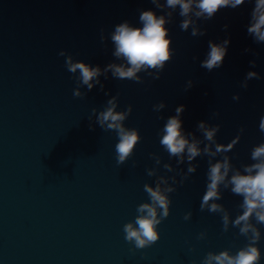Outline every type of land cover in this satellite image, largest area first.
I'll return each mask as SVG.
<instances>
[{
    "label": "water",
    "instance_id": "95a60500",
    "mask_svg": "<svg viewBox=\"0 0 264 264\" xmlns=\"http://www.w3.org/2000/svg\"><path fill=\"white\" fill-rule=\"evenodd\" d=\"M253 8L254 0L201 18L196 26L203 36L181 29L177 8L167 25L172 59L161 73L142 70L137 82L102 71L103 90L93 81L91 91L80 86L83 97H75L78 73L67 70L60 52L102 70L122 63L113 55L115 26L127 20L139 27L143 10H168L151 0H0V264H202L208 252L235 254L247 244L238 228L223 230L220 213L201 211L209 157L192 161L198 167L189 174L187 160L177 164L159 141L168 117L185 105L180 118L190 140L203 148L208 142L199 123L219 126L217 142L239 141L228 153L235 168L256 162L251 152L264 143V42L247 32ZM224 40L230 44L222 67H201L209 42ZM248 73L256 75L246 79ZM113 97L117 111L132 106L124 123L141 135L122 165L117 133L101 128L92 113L98 115ZM161 102L165 107L155 111ZM157 176L175 189L171 212L158 226L160 240L135 249L123 228L136 218L138 205L149 202L144 185L155 186ZM222 191L218 203L234 220L243 197ZM258 227L264 254V224ZM202 232L206 236L199 239Z\"/></svg>",
    "mask_w": 264,
    "mask_h": 264
},
{
    "label": "clouds",
    "instance_id": "9594fccd",
    "mask_svg": "<svg viewBox=\"0 0 264 264\" xmlns=\"http://www.w3.org/2000/svg\"><path fill=\"white\" fill-rule=\"evenodd\" d=\"M158 9H167L164 15H158L154 10H143L139 15L142 26H134L130 21L125 20L115 26L110 34L114 45L113 55L123 61L122 63H110L103 70L100 66H93L84 61H78L73 55L60 52L61 56H66L65 65L69 72L77 74L78 87L74 90L75 97H83L79 88L87 86L89 91L100 84L99 77L111 71L113 77L117 79H129L141 82L142 79L137 74L142 70L149 72L155 70L161 73L166 63L172 59L173 49L167 27L173 14L179 8V15L184 19L180 27L187 31L191 27V35H205L196 22L201 18L211 20L222 8H237L252 0H151ZM227 27V25L225 26ZM103 31V30H102ZM247 32L257 43L264 42V0H254V8L251 13V21L247 26ZM102 40L104 36L102 35ZM230 40L222 43L210 41L206 58L202 61L201 67L208 71L222 67L228 52ZM255 66V62H252ZM149 75L151 73L149 72ZM256 74L248 73L246 79H252ZM159 79V75L155 77ZM165 107L161 102L154 106L155 111H160ZM185 105L175 109V115L168 117L164 127L160 131V144L170 157L178 158L177 164H183L185 159L189 163L188 173L197 171L198 165L192 163L197 157L206 155L209 157V168L207 172L208 183L206 192L202 197L201 211L208 210L212 213H220L222 216L223 230L227 232L230 227L239 229V235L247 238V244L240 248L235 254L231 249L216 252H208L202 264H260L262 251L259 242L262 239V232L258 225L264 224V143L255 146L251 152V159L256 161L243 166V171L235 168L232 158L228 155L239 141L233 139L231 143L223 144L214 138L219 131V126L215 128L206 127L201 121L198 129L203 135V141H207L203 148L196 140H190L183 129V121L180 118L185 111ZM116 97L108 100L107 106L97 115L96 109L92 110L96 115V121L104 130H114L117 133L118 143L115 145L117 163L124 164L133 154L141 140L140 131L137 128H128L125 121L132 112L129 105L126 111H117ZM163 118V117H161ZM259 128L264 132V117H261ZM244 128L240 129L241 135ZM214 146V150H213ZM222 157L216 160V157ZM159 164V160H157ZM164 168L172 171L170 164H165ZM149 176H156V172L148 169ZM174 182V181H173ZM242 196L243 201L239 205L242 213L234 220L231 213L222 203H218L223 198V191ZM144 191L148 194L149 202L138 205L137 216L133 221L124 225L125 240L134 245L135 249L151 247L161 238L158 226L171 212L172 200L169 194L175 189L168 186V180L164 176H157L155 186L148 183L144 185ZM192 213L188 212L184 219L191 218ZM255 221V222H253ZM206 233H200L199 239H204Z\"/></svg>",
    "mask_w": 264,
    "mask_h": 264
}]
</instances>
